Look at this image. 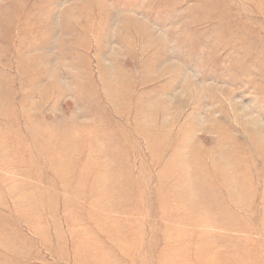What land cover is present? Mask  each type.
Returning <instances> with one entry per match:
<instances>
[{
	"label": "rangeland",
	"instance_id": "rangeland-1",
	"mask_svg": "<svg viewBox=\"0 0 264 264\" xmlns=\"http://www.w3.org/2000/svg\"><path fill=\"white\" fill-rule=\"evenodd\" d=\"M0 264H264V0H0Z\"/></svg>",
	"mask_w": 264,
	"mask_h": 264
}]
</instances>
